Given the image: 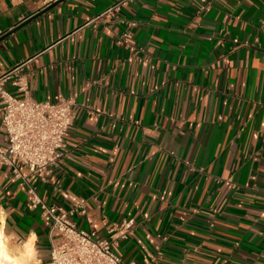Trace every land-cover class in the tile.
I'll list each match as a JSON object with an SVG mask.
<instances>
[{
	"label": "crops",
	"instance_id": "0c3cea01",
	"mask_svg": "<svg viewBox=\"0 0 264 264\" xmlns=\"http://www.w3.org/2000/svg\"><path fill=\"white\" fill-rule=\"evenodd\" d=\"M118 1L0 0V90L75 105L52 169L0 162L9 226L42 264L41 204L123 264H264V0Z\"/></svg>",
	"mask_w": 264,
	"mask_h": 264
},
{
	"label": "built area",
	"instance_id": "2783aa9c",
	"mask_svg": "<svg viewBox=\"0 0 264 264\" xmlns=\"http://www.w3.org/2000/svg\"><path fill=\"white\" fill-rule=\"evenodd\" d=\"M42 1L49 6L59 0ZM128 2L119 0L112 9L118 10ZM0 104L5 143L0 150V162L11 167L15 177L25 181L20 169L35 175L46 173L57 165L73 126L74 102L17 99L0 90ZM40 207L50 233H57L59 238L57 243H50L48 264H123L113 251V236L100 239L92 231L77 229L68 219L72 212L44 204ZM145 264H156L155 257L148 255Z\"/></svg>",
	"mask_w": 264,
	"mask_h": 264
},
{
	"label": "clouds",
	"instance_id": "9594fccd",
	"mask_svg": "<svg viewBox=\"0 0 264 264\" xmlns=\"http://www.w3.org/2000/svg\"><path fill=\"white\" fill-rule=\"evenodd\" d=\"M10 213L0 205V264H42L39 236L9 226Z\"/></svg>",
	"mask_w": 264,
	"mask_h": 264
},
{
	"label": "water",
	"instance_id": "95a60500",
	"mask_svg": "<svg viewBox=\"0 0 264 264\" xmlns=\"http://www.w3.org/2000/svg\"><path fill=\"white\" fill-rule=\"evenodd\" d=\"M61 0H59V1H57V2H55L54 4H56V3H58V2H60ZM2 40V39H1Z\"/></svg>",
	"mask_w": 264,
	"mask_h": 264
}]
</instances>
